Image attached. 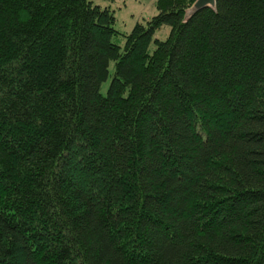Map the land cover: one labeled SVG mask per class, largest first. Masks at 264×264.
Masks as SVG:
<instances>
[{
	"label": "trees",
	"instance_id": "1",
	"mask_svg": "<svg viewBox=\"0 0 264 264\" xmlns=\"http://www.w3.org/2000/svg\"><path fill=\"white\" fill-rule=\"evenodd\" d=\"M195 1L0 0V264H264V0Z\"/></svg>",
	"mask_w": 264,
	"mask_h": 264
},
{
	"label": "rangeland",
	"instance_id": "2",
	"mask_svg": "<svg viewBox=\"0 0 264 264\" xmlns=\"http://www.w3.org/2000/svg\"><path fill=\"white\" fill-rule=\"evenodd\" d=\"M94 4L101 7L108 6L114 11L115 23L114 28L120 32L116 35L115 42L121 47L124 46L125 37L123 33L127 34L131 31L132 27L137 21H143L149 19L156 14L155 0H91ZM169 26L163 25L158 28L153 37L164 40L169 33ZM151 48L154 47V41L151 42ZM114 72V61L109 63V77L107 80L101 83L100 92L106 94L107 87L111 80V76Z\"/></svg>",
	"mask_w": 264,
	"mask_h": 264
},
{
	"label": "water",
	"instance_id": "3",
	"mask_svg": "<svg viewBox=\"0 0 264 264\" xmlns=\"http://www.w3.org/2000/svg\"><path fill=\"white\" fill-rule=\"evenodd\" d=\"M216 0H196L193 4L194 10H199L206 6H213Z\"/></svg>",
	"mask_w": 264,
	"mask_h": 264
},
{
	"label": "crops",
	"instance_id": "4",
	"mask_svg": "<svg viewBox=\"0 0 264 264\" xmlns=\"http://www.w3.org/2000/svg\"><path fill=\"white\" fill-rule=\"evenodd\" d=\"M154 4H155V1H154Z\"/></svg>",
	"mask_w": 264,
	"mask_h": 264
}]
</instances>
